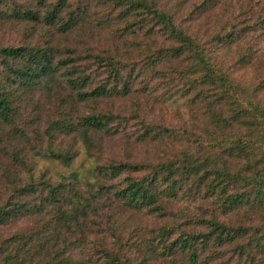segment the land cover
<instances>
[{"label":"trees","instance_id":"16d2710c","mask_svg":"<svg viewBox=\"0 0 264 264\" xmlns=\"http://www.w3.org/2000/svg\"><path fill=\"white\" fill-rule=\"evenodd\" d=\"M98 2L107 10L115 8V13L105 18L119 20L123 27L119 28L121 34L116 33L112 40L119 44L118 40L125 43V39L130 38L132 55L116 47L118 51L86 53L81 57L75 49L61 47L53 41L42 46L25 43L19 47H0V131L11 127L14 137L19 135L18 138L26 139L25 130H20L18 125L29 124L38 132V118L27 124L25 118L27 106L35 103L38 92L59 97L62 105L69 104L67 100L87 105L113 97L131 98L139 78H161L162 84L171 82L173 76L167 75L177 71L168 69L170 61L183 60L187 68L177 72L183 89L181 95L192 94L188 99L190 104L202 110L203 140H208L206 149L214 152L215 160L188 153L182 160L156 165L112 163L105 170L98 169L96 180L87 181L85 190L67 181L56 185L43 181L26 185L19 192L37 193L39 202L29 205L12 201L1 206L0 225L27 214H46L54 221L43 222L41 232L32 231L7 239L0 247V264H80L70 256L72 242L76 234L82 237L87 233L89 228L85 222L89 214L95 216L99 211L96 200L108 197V187L114 199L126 208L146 212L155 218L166 217L167 205L180 199L208 205L209 212L197 220L208 231H190L177 236L163 248V253L161 246V257L154 252L157 251L156 243L149 240L146 247L156 257H183L186 264H204L205 259L219 258L216 252L205 255L209 245L211 249L232 245L237 256L234 264H239L244 256L245 264H264V101L253 99L264 92V81L260 88L255 87L251 92L232 78V67L248 64L251 56L241 55L235 64L223 68L222 62L213 55L217 49L243 38L242 30L233 28L202 42L182 25L184 19L178 22L174 13L162 8V0ZM91 8L82 2L74 8L68 0L56 3L51 0H0V21L32 24L31 31L44 26L52 39L69 37L73 32L82 31L83 24L92 20ZM260 23L264 27V18ZM162 36L169 42L167 46H162V41L155 44ZM140 90L145 95L153 92L149 82L142 83ZM65 93L69 96L61 97ZM112 120L109 111H94L76 121L71 114H62L49 124L45 133L49 140L53 139L50 132L79 133L90 148V135L110 134ZM143 131L142 141L163 139L162 133L171 134V130L164 127L155 132L148 126ZM19 154L11 155V163L20 167L23 160ZM36 154L59 160L64 165H69L73 158L69 152L43 150ZM145 170L148 173L140 179L130 177L132 173ZM124 173L129 175L121 182V188L107 187L101 182ZM73 180L80 183L78 175H74ZM162 236L168 240L170 230L159 231L155 238L157 243L162 244ZM103 255L102 264H132L120 250L103 252Z\"/></svg>","mask_w":264,"mask_h":264},{"label":"rangeland","instance_id":"374dc122","mask_svg":"<svg viewBox=\"0 0 264 264\" xmlns=\"http://www.w3.org/2000/svg\"><path fill=\"white\" fill-rule=\"evenodd\" d=\"M51 1L56 3L58 0ZM98 1L68 0L69 5L74 8L79 2L92 7L90 13L92 20L83 24L82 31L73 32L69 37L56 36L52 39L49 30L44 26L31 31L32 24L0 21V47H19L25 43H38L42 46L53 41L61 47L75 49L76 54L81 57L86 53L113 52L111 49L117 50V48L125 49L126 54L132 55L129 47L130 38L124 37L125 43L118 40L119 44L116 40H112L116 33L121 34L119 28L123 27L119 20L109 21L105 18L107 14H114L115 8L110 7L107 10L106 6ZM161 6L166 11L174 13L178 22L184 19L182 25L202 42L209 41L217 34L231 31L233 28L242 30L243 38L217 49L218 51L213 52V55L222 62L223 68L235 64L241 59V55L251 56L252 59L248 64L238 68L232 67V78L251 92L255 87H261L264 81V27L260 22L264 18V0H162ZM78 33L80 34L77 35ZM80 35L82 37H79ZM145 41L148 44V40ZM160 41L162 46L169 44L165 42L163 36L158 37L155 44H159ZM120 53L124 54V52ZM187 65L183 60L170 61L168 69L179 72L186 69ZM177 72L167 75L173 76V81L164 84L161 78H153V80L139 78L134 84L135 94L131 98L113 97L98 104L76 105L72 100H67L69 104L62 105L59 97H49L43 92L36 93L35 103L27 106L25 118L26 124L31 123L33 118H38L36 126L38 132H34L35 129L30 128L29 124L18 125L20 130H25L26 139L18 138L19 135L14 137L11 127L0 131V207L9 205L12 201L36 205L40 200L37 193L30 190L27 193L19 191L26 185H34L41 181L51 185L67 181L74 184L77 189L85 190L84 184L87 181L92 183L96 180L94 176L98 175V169L105 170L112 163L156 165L166 161L182 160L188 153L193 154L194 157L203 156L215 160L214 152L206 149L208 140H203L202 110L190 104L192 94L182 97L183 89L178 81ZM148 82L153 92L148 95L141 94L142 83ZM66 96H69L68 93L61 97ZM253 99L264 101V92L253 96ZM224 110L226 111V108ZM94 111L101 113L109 111L113 120L109 124L110 134L90 135V148L79 133L50 132L53 138L51 140L45 133L49 124L58 120L62 114H71L76 121ZM148 126L155 132L164 127L171 130V134L162 133L163 139L150 141L146 138L142 141L140 137L144 127ZM43 150L69 152L73 158L69 165H64L59 160L36 154H41ZM14 152L20 153L19 157L23 160V165L20 167L11 163V155ZM204 152L205 154H202ZM147 173L146 170L132 173L130 177L140 179ZM74 175L79 176L80 183L74 182ZM128 175L124 173L113 180H101V182L107 187L112 185L121 188L123 187L121 182ZM162 186L163 189L165 185ZM108 190L110 192L107 198L102 196L96 200L99 204L97 214L95 216L89 214V220L85 222L89 228L87 233L82 237L79 234L75 235L76 240L72 242L73 247L70 250V256L75 262L102 264L103 252L116 253L120 250L132 264H186L183 257L172 259L173 256L166 258L162 255V258H159L152 255V251H148L146 247L147 242L150 240L156 243L157 251L154 252L161 257V246L163 253V248L177 236L190 231L202 233L208 231L197 221L203 214L209 212L208 205L201 201L180 199L172 202L167 205V216L161 219L146 212L126 208L114 199L111 187H108ZM45 215L16 216L0 225V247L14 235L43 231V222L51 219L50 216ZM53 221L54 218L50 220ZM166 229L170 230L171 236L168 240L167 237L162 236V244L157 243L155 238L159 231L162 230L163 233ZM119 244L122 247H118ZM211 247L212 245L208 246L205 255L208 252H216L219 258L205 259L204 264L224 262L234 264L237 261L232 245L216 247L217 250ZM245 258L244 256L239 264H245Z\"/></svg>","mask_w":264,"mask_h":264}]
</instances>
